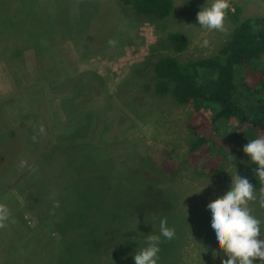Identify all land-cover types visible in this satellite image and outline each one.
Returning <instances> with one entry per match:
<instances>
[{
    "label": "rangeland",
    "instance_id": "374dc122",
    "mask_svg": "<svg viewBox=\"0 0 264 264\" xmlns=\"http://www.w3.org/2000/svg\"><path fill=\"white\" fill-rule=\"evenodd\" d=\"M22 2L32 3L36 12L43 7L38 0ZM49 2L56 12L51 17L44 16L39 29L57 31L62 36L69 28V38L52 34L42 41H46L44 52L54 54L56 71L81 74L89 105L97 116L91 120L95 129L84 137L88 141L84 150L70 159L68 183L66 176L60 177L67 170L64 164L55 172L69 190L72 186L74 192H79L76 196L68 193L69 202L63 207L68 206L70 224L84 232L87 244L80 241L82 238L71 241L64 248L71 259L59 248L46 264H135L134 255L147 246V235L160 234L162 218H167V225L175 229V236L171 240L161 236L158 264H222L227 256L216 241L207 204L229 190L236 172L255 185L259 197L262 185L254 180V169L248 168L252 162L243 151V146L256 138L246 128L229 129L227 142L231 147L226 165L217 174L200 173L187 158L191 136L184 124L192 113V105L178 104L169 94H155L150 66L164 55L179 62L215 55L235 23L227 15L224 32L201 27L197 13L210 6L212 0H174L170 15L164 19L135 15L124 10L117 0H48L45 11ZM234 4L241 8L240 17L264 16V0H231V11ZM78 8L86 11L81 21ZM69 10L71 19L65 13ZM39 16L34 14L31 19L34 27L39 24ZM170 32L186 36L188 44L183 51L173 49L167 40ZM110 39L117 44L109 45ZM205 39L209 41L207 47L202 46ZM13 50L12 45L11 50L8 46L2 52L8 62L0 60V95L26 85L33 79L27 76L36 69V51L25 47L16 56ZM260 65L264 68V55ZM94 74L102 80L87 78ZM65 91H48L49 96H56L53 102L60 119L64 117L57 96ZM33 112L36 116L37 110ZM204 112L210 115L209 110ZM19 120L26 124L33 119L28 115ZM168 158L174 161L169 173L160 168ZM15 166L18 175L7 184L5 189L9 192L20 188L28 175L39 168L30 153L16 160ZM42 177L37 181H43ZM146 185L154 186L161 199H154L158 198L156 192L153 198L144 197L142 189ZM4 194L6 197L0 195V203L11 199ZM250 207L262 221L264 234V208L258 200ZM19 213L24 215L23 210ZM213 250L218 253L215 259ZM254 264H259V260Z\"/></svg>",
    "mask_w": 264,
    "mask_h": 264
},
{
    "label": "trees",
    "instance_id": "16d2710c",
    "mask_svg": "<svg viewBox=\"0 0 264 264\" xmlns=\"http://www.w3.org/2000/svg\"><path fill=\"white\" fill-rule=\"evenodd\" d=\"M117 1L124 10L135 15L158 19L168 17L174 4V0ZM38 2L43 7L36 12L32 3L0 0V60L8 62L2 52L8 46L11 50L13 45V55L30 47L36 51L37 61L35 71L27 76L32 80L28 78L26 85L0 95V195L9 194L11 199L5 203H11L13 207L9 209L11 217L7 226L0 229V264H42L43 261L46 264L54 250H64L71 241L82 238L80 241L87 244L83 239L84 232L75 230L70 224L68 206L63 207L69 202L68 193L76 196L79 192H74L72 186L69 190L61 179L66 176L68 183L70 159L84 150L88 142L84 137L95 129L91 120L97 113L89 105L81 74L56 71L54 54L44 52L46 41H42L52 34L58 36V33L39 28L44 16L51 17L56 11L50 2L45 11L48 0ZM80 12L81 21L86 11L80 9ZM65 13L67 18H72L71 10ZM34 14L40 15L35 27L31 22ZM227 15L235 23L234 29L215 55L186 62L164 55L152 61L150 66L155 94H169L178 104L192 105V113L184 124L191 136L187 158L205 175L217 174L226 165L231 147L227 142L229 129L246 128L251 137H264V68L260 65L264 55V16L240 17L241 8L236 4ZM67 30L69 28L62 36L68 37ZM167 40L176 52L183 51L188 44L186 36L179 32H170ZM87 78L97 82L102 80L97 74ZM54 88L66 90L57 96L63 119L53 102L56 96L48 94ZM206 109L210 115L204 112ZM28 115L33 119L30 123L19 120ZM41 126L44 133L40 132ZM34 136L36 140H33ZM28 153L35 158L39 168L28 175L20 188L7 191V184L18 175L16 160ZM62 165L67 170L60 176L62 178H57L55 172ZM248 166L258 167L253 162ZM160 168L169 173L174 168L173 159L163 160ZM41 176L43 181H37ZM254 178L260 182L258 177ZM142 191L144 197L153 198L156 192L158 198L154 199H161L159 196L162 195L152 185H146ZM19 210H23L25 216ZM64 255L71 259L68 251L64 250Z\"/></svg>",
    "mask_w": 264,
    "mask_h": 264
},
{
    "label": "clouds",
    "instance_id": "9594fccd",
    "mask_svg": "<svg viewBox=\"0 0 264 264\" xmlns=\"http://www.w3.org/2000/svg\"><path fill=\"white\" fill-rule=\"evenodd\" d=\"M230 8L231 0H212L210 6L202 7L197 13V21L201 27L209 31L224 32ZM108 43L115 46L117 41L110 39ZM208 44L209 41L205 39L202 46L207 47ZM44 131V127L41 126L40 132ZM33 140H36L35 136ZM243 151L250 157L251 162L258 166L254 169V174L262 185L259 197L255 185L236 172L235 176H232L229 190L207 204L212 214L211 227L215 231L216 241L227 256V259H222V264H254L257 260L259 264H264L262 221L254 215V210L250 207L252 202L258 200L259 206L264 208V137L249 140L243 146ZM23 163L22 161V166ZM10 217L7 204L0 203V229L7 226ZM159 229V235H147V246L134 255L135 264H158L161 236L166 240H171L175 236V229L167 225V218L160 219ZM217 255L218 253L213 250L214 259Z\"/></svg>",
    "mask_w": 264,
    "mask_h": 264
}]
</instances>
